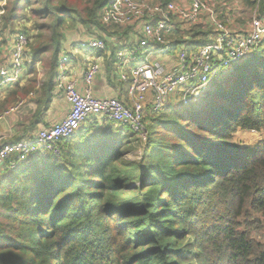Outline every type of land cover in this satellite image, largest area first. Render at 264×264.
Masks as SVG:
<instances>
[{
	"label": "trees",
	"instance_id": "1",
	"mask_svg": "<svg viewBox=\"0 0 264 264\" xmlns=\"http://www.w3.org/2000/svg\"><path fill=\"white\" fill-rule=\"evenodd\" d=\"M109 1L8 0L6 22L31 21L32 59L47 67L35 118L50 103L66 31H102ZM207 33L193 38L208 43ZM228 70L202 109L148 115L145 144L104 120L62 141L58 157L6 171L0 264H264V44ZM239 132L262 139L241 147Z\"/></svg>",
	"mask_w": 264,
	"mask_h": 264
},
{
	"label": "built area",
	"instance_id": "2",
	"mask_svg": "<svg viewBox=\"0 0 264 264\" xmlns=\"http://www.w3.org/2000/svg\"><path fill=\"white\" fill-rule=\"evenodd\" d=\"M233 1L229 6L225 0H110L97 18L106 30H127L131 36V42L113 57V76L116 82L124 84L128 101L119 99L115 91L103 97L95 94V80L103 72V55L109 50L105 36L100 32L84 34L76 43L79 51L100 54L86 59L80 78L70 72L74 53L61 46L52 76V92L67 105L66 115L28 139L1 143L0 170L14 171L35 158L58 157L62 141L98 120L112 122L123 132L127 129L140 144H145L148 115L198 101L213 79L258 52L264 44V20L258 16L261 0H250L254 14L243 29L230 24L243 2ZM7 5L8 0H0V97L31 76L39 65L32 59L31 21L6 22ZM198 29L208 32V43L187 48L189 31ZM179 32L184 42L175 46L173 37ZM156 51L173 52L174 68L168 69L154 60L158 56ZM39 87L38 82L27 100L35 99ZM25 105V101L16 102L0 113V121Z\"/></svg>",
	"mask_w": 264,
	"mask_h": 264
},
{
	"label": "crops",
	"instance_id": "3",
	"mask_svg": "<svg viewBox=\"0 0 264 264\" xmlns=\"http://www.w3.org/2000/svg\"><path fill=\"white\" fill-rule=\"evenodd\" d=\"M215 5H214V7L219 8V6H217V5L215 6ZM236 14H237V11L234 12V16L232 17L230 24H232L233 26L239 27L240 29L245 28L247 25L238 26L237 24L234 23V19H235ZM101 28H102V31H100L99 35L105 36L107 43H108L109 50L107 51V53L105 55H103L104 56L103 72L95 80V84H94L95 94L98 97H103L106 95H110L113 93V91H115L117 94V97L119 99H121L122 101L126 102V101H128V99H127L126 92H125V86H122L121 85L122 83L116 82L115 77L113 76V72H114V63H113L114 59H113V57H115L116 53L119 50H121L124 46H126V44H129L131 42V36L129 35L127 30H120L117 28L116 29L112 28V29L106 30L102 26H101ZM193 31H195V30L189 31L188 35H190V39L188 41H190L192 43V45H195V44L200 45V41H199L200 37L196 36L193 38ZM78 32L80 34H87L83 30H77V29L76 30L72 29V31L67 30L65 33V39L62 43V48L64 47V49L68 50L71 53H74V60L69 65L70 72L75 74L76 77L80 78L81 73H82V69H83V65H84L86 59H90L91 57H96L97 55H100V54H98L97 52H94V51H90V50H84V52L77 50V48H76L77 44L76 43L78 42V40H76V36H77ZM181 35H182V33L179 32L178 36L175 35L173 37L175 46L184 42L183 38H181ZM157 49H159V48H157ZM156 52L158 53L157 54L158 56H157V59L153 58L154 60L159 61L160 64H162L164 67H166L168 69L174 68L175 56H174L173 52H171L170 54L169 53L168 54H162L159 51H156ZM36 68H38V67H35L32 70V73ZM31 76L29 75V77L27 79H25L23 82L16 85L12 89H10L8 92L4 93L0 97V101L3 100L11 90L12 91L9 95H11L14 90H22L26 86V84H27L28 80L31 78ZM38 82L39 81L37 80L35 83V87H34L33 91L35 90ZM121 87H123L124 90H122ZM37 93L38 94L34 100L28 99L27 101H25L26 105L23 107L22 110H20L16 114L10 116L5 121H0V144L5 143V142L12 143V142H16L19 140L28 139L32 135H34L39 129H42V128H45L49 125H52V124L56 123L57 121L61 120L62 118H64V116L66 115V112H67V105L62 101L60 96L56 97L52 91H51L50 103L48 104V106L46 108L43 109L42 115L40 114L43 117L39 116L38 118H35L34 115H35V112L37 111V100H38V97L40 96V91H38ZM27 95H26V97H27ZM148 110H149V108H148ZM26 116H32L33 117L32 118L33 123L31 125V128H29V131L27 130L28 129L27 127H30L29 122H28L27 126H25V124H24ZM24 126H25V128H24ZM26 131H27V133H26ZM247 133L251 134V133H255V132H247ZM26 134H28V135H26ZM6 171L0 170V177L4 173H6Z\"/></svg>",
	"mask_w": 264,
	"mask_h": 264
},
{
	"label": "rangeland",
	"instance_id": "4",
	"mask_svg": "<svg viewBox=\"0 0 264 264\" xmlns=\"http://www.w3.org/2000/svg\"><path fill=\"white\" fill-rule=\"evenodd\" d=\"M225 1H226L227 4H229V6L234 3L233 0H225ZM253 14H254V7H253V5L249 7V6L245 5V3L243 1L242 2V5H240L238 7V9H237V14L235 15L234 23L237 24L238 26L247 25V24H249L251 18L253 17ZM27 26L29 28L30 25H27ZM109 29H112V28H109ZM71 31H72V29H71ZM199 31L201 32V30H199ZM203 32H205V31H203ZM34 34L35 33H33V35ZM83 37H84V34H80L78 32L77 33V36H76V40H80ZM187 48H193L191 42H189L187 44ZM81 52H84V50H82ZM37 67L38 68H36L33 71L32 76H31V78L29 80H32L33 78H35L36 81L37 80L39 81V83H44V81L46 79L47 67H44V64H41V63ZM229 72H230V70H226L217 80H215L213 82L211 81V83L208 85V87L206 88V90L204 91V93L200 97V99L198 101H196V102L191 103V105L189 104V105H186V106H189V108L192 111H197V110L202 109L204 107V105H205L204 99H203L204 98V95L207 93L208 90L210 91L212 89V87H216V84H218V82L219 83H222V81L224 80L223 76L226 75V73H229ZM29 80H28V82H29ZM121 85L124 86V84H121ZM121 88H122V90H124L123 87H121ZM11 91L7 94V96L3 100L0 101V113H2L3 111H5L9 107L13 106L18 101H27L28 96L26 97V96H21V95H17V96H15V95H9L11 93ZM178 97H179V95L177 94L176 97H175V98H177L176 100H178ZM32 100H34V99H32ZM167 109H165V110H167ZM42 113L43 112H41V115H42ZM41 115H40V117H43ZM32 118H33L32 116H26L25 121H24L25 126L28 125V122L30 124V127H27L28 128L27 129L28 131H29V128H31V125L33 123V119ZM104 125L105 124H104V121L103 120H100V121L98 120V121H95V122H93L91 124L85 125L83 129L94 126V131H95L97 129L98 130L99 129H102V127ZM25 126H24V128H25ZM124 131L125 132H129L127 129H125ZM26 133H27V131H26ZM26 135H28V134H26ZM260 139H262V135L260 133H251V134L250 133H247L246 134L244 132H239V135L237 134V135L234 136V141L237 144H239L241 147H249V148L252 147V146H254V145H256L259 142ZM127 158L128 159H131V160H134V161H138L140 159L139 150L136 151V152H134V153L129 154L127 156ZM56 160H59V159H56Z\"/></svg>",
	"mask_w": 264,
	"mask_h": 264
}]
</instances>
